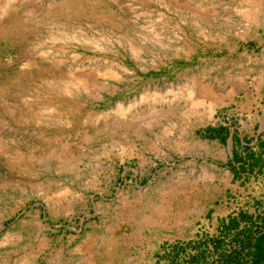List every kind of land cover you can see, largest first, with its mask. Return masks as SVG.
Returning a JSON list of instances; mask_svg holds the SVG:
<instances>
[{"label":"rangeland","instance_id":"1","mask_svg":"<svg viewBox=\"0 0 264 264\" xmlns=\"http://www.w3.org/2000/svg\"><path fill=\"white\" fill-rule=\"evenodd\" d=\"M264 234V0H0V264H249Z\"/></svg>","mask_w":264,"mask_h":264},{"label":"trees","instance_id":"2","mask_svg":"<svg viewBox=\"0 0 264 264\" xmlns=\"http://www.w3.org/2000/svg\"><path fill=\"white\" fill-rule=\"evenodd\" d=\"M255 242H248L246 247H254L252 259L249 264H264V234L254 239Z\"/></svg>","mask_w":264,"mask_h":264},{"label":"crops","instance_id":"3","mask_svg":"<svg viewBox=\"0 0 264 264\" xmlns=\"http://www.w3.org/2000/svg\"><path fill=\"white\" fill-rule=\"evenodd\" d=\"M249 262H251V260Z\"/></svg>","mask_w":264,"mask_h":264}]
</instances>
